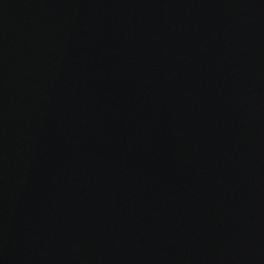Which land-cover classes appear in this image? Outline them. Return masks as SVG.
Here are the masks:
<instances>
[{
	"label": "water",
	"instance_id": "water-1",
	"mask_svg": "<svg viewBox=\"0 0 264 264\" xmlns=\"http://www.w3.org/2000/svg\"><path fill=\"white\" fill-rule=\"evenodd\" d=\"M0 264H264V0H0Z\"/></svg>",
	"mask_w": 264,
	"mask_h": 264
}]
</instances>
